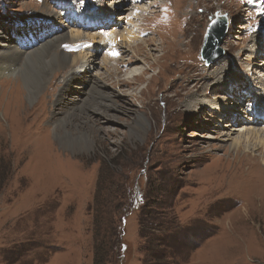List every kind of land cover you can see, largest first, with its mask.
Here are the masks:
<instances>
[{
  "label": "rangeland",
  "instance_id": "obj_1",
  "mask_svg": "<svg viewBox=\"0 0 264 264\" xmlns=\"http://www.w3.org/2000/svg\"><path fill=\"white\" fill-rule=\"evenodd\" d=\"M104 2L110 0H75L74 6L85 19L101 17L104 22L112 14V5ZM57 4V0H0V43L4 35L12 36L15 44L29 51L53 33H65L69 39L50 55L67 54L72 60L82 53L90 60L89 68L79 59L66 69L53 70L55 76L46 73L44 92L33 104L23 95L25 103L16 105L20 110L14 111H19L15 119L11 98L14 92L22 97V71L8 68L0 73V264H94V218L99 211L108 219L106 264H142L145 247L169 258L171 249L155 248L141 237L137 211L146 195V214L159 207L164 224L174 221L189 232L187 243L178 248L176 264H264V150L256 144L238 156L231 145L241 131L253 126L234 120L224 124L223 115L214 110L225 112L237 105L234 118L243 114L254 120L248 91L255 94L264 88L260 73L264 72V0H147L135 6L139 10L123 14L126 21H117L119 16L113 14L119 30H87L95 38L117 34V48L107 52L106 44H101L98 49L97 38L90 40L83 31L79 46L86 47L75 53H68L73 45L69 34L72 26H77L75 30L85 26ZM58 15L63 22L56 27L52 17ZM217 15L227 16L231 24L221 47L223 55L208 64L199 56L208 25ZM49 20L54 26L48 25ZM15 27L18 40L12 34ZM126 28L136 38L131 31L123 35ZM29 32L36 36L23 45ZM129 33L132 41L138 39L136 43L123 41ZM260 40L259 46L252 45ZM96 49L100 52L93 53ZM108 56L110 61L104 62ZM26 65L24 61L17 68L25 70ZM82 66L87 73L76 76L89 82L75 85H81L80 95L63 90V108L68 111L75 96L85 107V101L100 99L89 93L100 84L101 90L119 94L120 111L104 120L102 106V116L97 115V122L83 132L70 127L75 144L64 148L52 129L51 113L59 108L56 98L62 81ZM223 82L234 84L233 88L240 84L239 93L224 99L225 89L218 88ZM203 99L208 100L204 106ZM189 104L194 107L186 111ZM258 107L255 101V112ZM81 115L76 112L74 119ZM230 161H236L234 167ZM100 180L105 181L103 206L97 207ZM129 185L133 194L128 205ZM148 238L159 235L150 233Z\"/></svg>",
  "mask_w": 264,
  "mask_h": 264
},
{
  "label": "bare ground",
  "instance_id": "obj_2",
  "mask_svg": "<svg viewBox=\"0 0 264 264\" xmlns=\"http://www.w3.org/2000/svg\"><path fill=\"white\" fill-rule=\"evenodd\" d=\"M57 1H58L57 7L60 8L62 12L66 13L67 15H70L71 18H77V21H79V24L83 23V25L85 26V27L82 26L81 28H79V30H75V27H77V26H72V28H73L71 30L72 33L69 34L71 36L70 40L73 43L72 47L77 46L81 42L79 40L83 39V35H84L83 31L88 30V28L86 26H88V24L91 23L89 20L91 17L85 19V17H82L80 14L77 13L76 8L74 6L75 0H57ZM125 1H127V0H125ZM118 2H119V0H110V3L104 2V4L106 3L109 5H112V10H111L112 14L110 16L111 20L109 21L107 19L106 20L104 19L105 20L104 22L102 21V22H100V24L98 22L97 24H99V25L89 27V29L95 30L97 28V29L105 30L107 32L112 31V30L121 29L120 24H118L119 26L118 25L115 26L116 24H115L114 20L117 19V21H120V22L122 20L126 21L127 17H124L123 14L131 13L134 8L136 10L137 9L139 10L140 8L135 7V6H138L139 4L146 3L147 0H139V2H137V0H129V2H123L120 4L119 7H116ZM151 5H155V4L152 3ZM114 11H117V14L113 13ZM104 13H106V12H104ZM118 13H119V15H118ZM113 14H114V16H119V17H117L116 19H112ZM52 19L54 21H56V23H55L56 27H57V24H60L63 22L62 18L59 17V15H58V17H52ZM98 19H102V18L100 17ZM97 21L98 20H96L95 22H97ZM130 21H132V20H129L128 23H130ZM49 22H50V24H48V25L54 26L53 25L54 23L51 20H49ZM72 25H74V24H72ZM129 26L131 27V29H133L131 24H129ZM134 27H135V24H134ZM127 28H129V27H127ZM127 28L123 31L124 33L122 32L123 35L126 34L128 31H131V30H127ZM4 30L6 32H8V29H4ZM12 31H13L12 32L13 36L18 35V33H19L17 31L16 27L13 28ZM122 33H121V35H122ZM132 33L134 35V38H136L134 31ZM0 34H3V32L0 31ZM64 34L65 33H58L55 35V33H53L52 35H54V36L52 38H48L42 44H40L39 46H37L33 49H30L29 51L28 50L24 51V48L22 49L17 44H15L11 39L12 36H6V35L3 36V39L5 41L2 42L3 44L0 43V73L5 74V73L9 72V70H6L8 68L11 69V71H16V70L22 71V75L19 78V80H22V83L25 86L24 90H23V86L21 85V82H19V80H18V85H21V88H22V90H21L22 97H21V99L18 97H15V95L18 93L14 92V94L11 98V99H13V103H14L13 108L11 109L12 110L11 115L14 116V119L19 116V114H18L19 111H17L16 113H14V111L20 110L19 108H16V105H17V107H19L20 105H22V107H23V104L25 103L24 99H23V95L26 97L29 104H33V102L36 100L39 93L42 94L44 92L43 89H45V87L47 86V83H48L47 82L48 78L46 76V73H52L53 70H55V69H66L67 67H70L73 64H75L79 59H82V61L84 60L83 62L87 63V65H88V62L90 60L87 62V58H86L87 54L85 56L82 53L78 54L77 57H74L72 60H71L70 56L67 54L50 55V52H53L54 50L59 48L60 45L66 40L65 36H63ZM90 34H91V32L88 33V31H87L86 36L90 40H95L97 38V37L95 38L94 36H91ZM106 34L107 33L103 34L101 38L100 37L97 38L96 41H99L100 44H97L96 47L98 48L101 44H106L105 46H107V48L105 50L107 52H110L111 50L117 48L116 43H119L120 40L116 41V38H118L120 36H117V34H115L113 32H110L107 35ZM19 36H20V34L17 36V40H18ZM35 36H36V33H31V32L26 33L23 40H22V44L23 45L27 44L28 40L31 39L32 37H35ZM104 36H105V40H104ZM40 37L43 39L46 38V36L43 34H41ZM122 38H123L124 42L128 41V42H133V43L135 42L136 43L138 40L137 39L136 41H132L134 38H132V35L130 33H129V35H126V37L122 36ZM259 44H262V40L256 41L252 45L254 47H256L257 45L259 46ZM62 48H63V46H62ZM103 48L104 47L102 46L101 51H104ZM108 48H110V49H108ZM98 49L94 50L93 53L94 52H100ZM261 53L264 55V49H263V51H261ZM44 57H48V58L50 57V60L47 61L46 59H44ZM107 58L108 59H106L104 62L110 61L109 56ZM24 61H27V65L25 66V70H20V68H19L20 66L18 67L19 68L18 69L17 64L24 62ZM82 61L80 60L79 63H81ZM114 61L115 60H113V62ZM90 64H91V62H90ZM89 66L90 65H88V68H89ZM261 67L264 69V61L261 63ZM83 68H85V66L78 68V71L68 72V76L66 78H64V80L62 81L63 83H62L61 95H60V97L56 98V106H59V108L55 111H52V113H51L50 123H51L52 129L56 132L55 135L59 136L60 141L63 144L64 148L72 147V145L75 144L74 139H75L76 135L71 134L70 127L73 128V130H76L77 133L83 132V130L86 127L88 128L89 123L97 122V120H95V119H97L96 118V117H98L97 115L101 114V110L103 109L102 106H105V108H106V111L102 112L104 120H111L112 116L110 115V113H113L114 111L119 110L118 109V103L119 102L116 101L117 98H119V94L107 93V89L101 90L99 87L100 84H96V85L92 86L91 90H89V93L91 91L93 95L98 94L100 99L93 98L92 99L93 101H89V100L85 101L86 106H87V107H85V106H81V104H79L80 100L78 97H80V96H75V97L71 98V102L73 103V106L71 108H69L68 111L63 108V100H64L63 90L70 91V92H73L76 94L78 92H81L83 89L81 87H78L81 85H78L77 87L75 85H77L78 83L80 84V82H85V83L89 82V80L87 81V79H84V78L79 79L80 76H76V73H78V72L81 73L80 71L87 73L88 68H85L84 70H83ZM23 69H24V67H23ZM137 73H138L137 71L134 72V74H135L134 76H136ZM260 73H263L262 80H264V72H260ZM53 74L55 76V74H57V73L53 72ZM122 77H123L122 79H124V80L129 79V77L128 78L124 77V76H122ZM99 81H101V80H99ZM235 83H237V82H235ZM241 84L246 85L245 82H243ZM239 85L240 84L237 83V85H235L237 88H233L234 84H229V82H223L222 85H220V87H218V88L222 87L225 89V92L227 93V95H226L227 97L224 96L223 98L228 100L229 96L230 97L235 96L236 94L239 93V90H240ZM258 88L259 87H257V89ZM59 89H58V92H59ZM79 89H81V90H79ZM244 90H245V87H244ZM78 94L80 95L81 93H78ZM248 95L251 97L250 103L252 101H255V100L258 101V105L260 107H258L257 111H259L260 109H263V112H261L263 114L264 113V88L262 91L256 92L255 94L252 93L251 91H248ZM99 100L101 102H98ZM203 100H205V99H203ZM203 100H202V102L200 101L201 102L200 104H202L204 106L208 103L207 102L208 100H205V101H203ZM103 101H105L107 103H102ZM11 103L12 102H10L9 104H11ZM236 106L235 107L233 106L230 109H228V107H227V110L225 112L222 111L221 109H214L216 114L223 115L221 117V119H223L224 124L233 122V120H234L236 123H240L241 121H243L244 123H246L250 126H253L251 128H247V129H244L243 131H241L239 134V138H235V139L231 138V139H234V142L231 145V148L234 151H237L238 156L241 154L243 155V153H242L243 151L241 152V150L244 149V151H245L247 149V147L252 146V145L255 146L256 144H259L258 148L260 147L261 149L264 150V118L260 119L259 117H257V119H254V120L251 118L245 119L243 114L241 116L234 118ZM261 106H263V107H261ZM191 107L193 108L194 106L189 104V106L186 107V111L192 110ZM76 112H80L82 114L81 119L80 118L74 119V118H77ZM221 112H223V113H221ZM247 113H248V111H247ZM102 115H100V116H102ZM140 118H142V121H144V122L147 121L144 116H141ZM220 123H222V121H220ZM258 126H260V127H258ZM13 132H15V131H13ZM133 132L134 131H132V133ZM81 136H83V135H81ZM260 148H259V150H260ZM245 152H247V151H245ZM243 156H245V155H243ZM230 163L232 164V167H234L236 164V161H230Z\"/></svg>",
  "mask_w": 264,
  "mask_h": 264
},
{
  "label": "trees",
  "instance_id": "obj_3",
  "mask_svg": "<svg viewBox=\"0 0 264 264\" xmlns=\"http://www.w3.org/2000/svg\"><path fill=\"white\" fill-rule=\"evenodd\" d=\"M129 180V179H128ZM105 185V181L100 180L98 189L95 195V203L97 207L103 206L101 203L102 193L104 191L103 186ZM133 188L132 185H129L126 189V196H128V205L131 204V195L133 192L131 191ZM144 203V204H143ZM142 205L138 208V216L140 217L139 223L142 227V239L151 242L155 248L158 249H171L172 251L169 253L171 254L169 258H162V255L158 256L157 253H154L152 250H148L146 247L144 248V258L142 264H176L177 263V254L178 248L181 244L187 243V238L189 237V232H187L181 227L178 223L166 222L163 223V214L158 212L159 207L156 210H153L149 214L145 213V209L147 208V195L143 199ZM160 203V202H159ZM160 207H163L160 203ZM100 209V208H99ZM95 208V211L99 210ZM122 214L123 216L126 214ZM105 213L97 212V217L94 218V233H95V252H94V264H106L109 262V255H108V245L106 242L105 237V227L104 222H107L108 219L105 220ZM125 218V216H124ZM139 219V218H138ZM121 227V226H120ZM119 227V228H120ZM151 234H158L159 238H148ZM117 238H119L120 233L116 230ZM175 247L174 249H172ZM123 252L127 250L125 244L122 245ZM174 250V251H173ZM165 251V250H163ZM126 252V251H125ZM154 253V254H153ZM116 255H118L116 253ZM119 262V259H118Z\"/></svg>",
  "mask_w": 264,
  "mask_h": 264
},
{
  "label": "water",
  "instance_id": "obj_4",
  "mask_svg": "<svg viewBox=\"0 0 264 264\" xmlns=\"http://www.w3.org/2000/svg\"><path fill=\"white\" fill-rule=\"evenodd\" d=\"M230 24L227 16L217 15L208 25L199 56L201 62L210 64L223 55L221 47L228 34V26Z\"/></svg>",
  "mask_w": 264,
  "mask_h": 264
},
{
  "label": "snow or ice",
  "instance_id": "obj_5",
  "mask_svg": "<svg viewBox=\"0 0 264 264\" xmlns=\"http://www.w3.org/2000/svg\"><path fill=\"white\" fill-rule=\"evenodd\" d=\"M113 55H118V53H113Z\"/></svg>",
  "mask_w": 264,
  "mask_h": 264
}]
</instances>
